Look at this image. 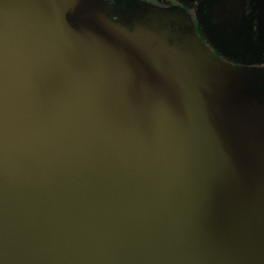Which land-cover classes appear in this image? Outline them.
I'll use <instances>...</instances> for the list:
<instances>
[{"label": "water", "instance_id": "obj_1", "mask_svg": "<svg viewBox=\"0 0 264 264\" xmlns=\"http://www.w3.org/2000/svg\"><path fill=\"white\" fill-rule=\"evenodd\" d=\"M0 264H264V69L182 7L0 0Z\"/></svg>", "mask_w": 264, "mask_h": 264}, {"label": "flooded vegetation", "instance_id": "obj_2", "mask_svg": "<svg viewBox=\"0 0 264 264\" xmlns=\"http://www.w3.org/2000/svg\"><path fill=\"white\" fill-rule=\"evenodd\" d=\"M163 8L182 7L197 33L226 63L264 69V0H141Z\"/></svg>", "mask_w": 264, "mask_h": 264}]
</instances>
